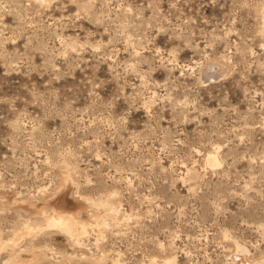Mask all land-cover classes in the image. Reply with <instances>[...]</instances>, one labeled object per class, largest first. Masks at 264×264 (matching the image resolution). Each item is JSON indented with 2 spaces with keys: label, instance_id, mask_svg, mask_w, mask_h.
<instances>
[{
  "label": "rangeland",
  "instance_id": "obj_1",
  "mask_svg": "<svg viewBox=\"0 0 264 264\" xmlns=\"http://www.w3.org/2000/svg\"><path fill=\"white\" fill-rule=\"evenodd\" d=\"M0 264H264V0H0Z\"/></svg>",
  "mask_w": 264,
  "mask_h": 264
}]
</instances>
